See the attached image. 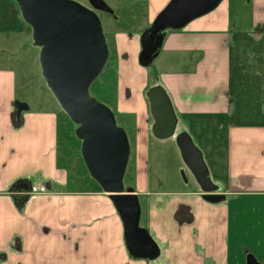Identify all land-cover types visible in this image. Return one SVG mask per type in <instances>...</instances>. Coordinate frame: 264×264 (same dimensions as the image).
Here are the masks:
<instances>
[{"label":"crops","instance_id":"obj_1","mask_svg":"<svg viewBox=\"0 0 264 264\" xmlns=\"http://www.w3.org/2000/svg\"><path fill=\"white\" fill-rule=\"evenodd\" d=\"M104 1L114 12L103 27L118 72L116 107L137 116L139 225L159 255L130 254L124 222L102 190L64 191L59 114L17 103V69L4 48L22 33L10 27L24 21L12 0H0V264H264V0H236L238 11L223 0L165 31L153 81L139 63L141 35L171 0ZM156 85L170 96L176 134L193 126L206 138L216 200L195 178L190 188L150 189L144 156L153 119L144 93Z\"/></svg>","mask_w":264,"mask_h":264},{"label":"water","instance_id":"obj_2","mask_svg":"<svg viewBox=\"0 0 264 264\" xmlns=\"http://www.w3.org/2000/svg\"><path fill=\"white\" fill-rule=\"evenodd\" d=\"M22 20L31 27L33 45L40 49L41 76L56 102L76 125L80 154L90 177L113 200L125 228V242L135 256L152 260L159 249L149 232L140 227V203L124 179L131 155L126 131L106 104L94 98L90 88L106 67L110 51L99 12L113 15L104 0H14ZM223 0H171L141 35L139 63L152 66L163 46L167 30H181L193 20L215 10ZM151 132L160 140L175 137L181 158L201 190L211 200L219 196L203 153L192 136L181 130L171 99L161 85L147 90ZM22 108L18 109V114ZM249 264H259L250 258Z\"/></svg>","mask_w":264,"mask_h":264},{"label":"rangeland","instance_id":"obj_3","mask_svg":"<svg viewBox=\"0 0 264 264\" xmlns=\"http://www.w3.org/2000/svg\"><path fill=\"white\" fill-rule=\"evenodd\" d=\"M76 1L89 6L88 0ZM12 2L13 5L17 6L14 0ZM15 8L13 7V9ZM240 8L238 1L234 0L233 9L238 11ZM0 10H3V13L6 11L3 8H0ZM99 16L102 23L104 20L111 18L108 13H99ZM10 29L22 31L21 34L14 37L16 40L12 49L9 47L4 48L5 54L11 57V66L17 69V103L18 101L22 104L26 103V107L29 110L55 111L59 114L58 161L68 176V183L64 188L65 190H63L79 195H89L92 192L101 191L99 185L90 177L82 160L80 154L81 141L75 135L76 125L70 121L68 116L60 108L41 76L39 64L40 49L33 45L31 27L26 25L25 22H20L18 26L14 28L10 27ZM156 62L157 59L153 62L152 66L146 69L152 81L158 74ZM117 75V67L114 61L107 63L103 72L91 86L90 93L94 98L112 109L116 116L118 126L123 128L127 133L131 144V155L124 179V186L126 189L133 188L135 190L137 187L136 183L139 179L137 166L138 154L136 149L137 116L134 114H122L116 107L119 97ZM146 94L147 90L144 93L147 101ZM127 95H130V90H127ZM188 132L192 136L195 144L200 150L202 149V153L204 152L208 159L210 149H208L206 138L193 126L189 128ZM144 161L145 175L149 177L151 190H157L159 188L166 191H175L178 185H187L188 187L186 188H190L191 184L195 182L191 171L184 164L173 138L159 140L153 135H150L145 148ZM205 162L207 163V161ZM208 162L212 174L215 175L213 162L210 157ZM160 181H162L161 185H159ZM53 188L55 189V186Z\"/></svg>","mask_w":264,"mask_h":264},{"label":"trees","instance_id":"obj_4","mask_svg":"<svg viewBox=\"0 0 264 264\" xmlns=\"http://www.w3.org/2000/svg\"><path fill=\"white\" fill-rule=\"evenodd\" d=\"M83 160V159H82ZM61 166V165H60ZM100 187V186H99ZM102 190V189H101ZM103 191V190H102ZM132 256H134L135 257V255L134 254H132V253H130ZM137 257V256H136Z\"/></svg>","mask_w":264,"mask_h":264},{"label":"flooded vegetation","instance_id":"obj_5","mask_svg":"<svg viewBox=\"0 0 264 264\" xmlns=\"http://www.w3.org/2000/svg\"><path fill=\"white\" fill-rule=\"evenodd\" d=\"M89 6H90V4H89Z\"/></svg>","mask_w":264,"mask_h":264}]
</instances>
